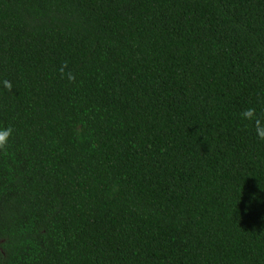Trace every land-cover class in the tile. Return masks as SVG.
Segmentation results:
<instances>
[{"label": "trees", "instance_id": "16d2710c", "mask_svg": "<svg viewBox=\"0 0 264 264\" xmlns=\"http://www.w3.org/2000/svg\"><path fill=\"white\" fill-rule=\"evenodd\" d=\"M0 264H264V0H0Z\"/></svg>", "mask_w": 264, "mask_h": 264}, {"label": "clouds", "instance_id": "9594fccd", "mask_svg": "<svg viewBox=\"0 0 264 264\" xmlns=\"http://www.w3.org/2000/svg\"><path fill=\"white\" fill-rule=\"evenodd\" d=\"M10 131V129L7 131H0V147H3L6 144Z\"/></svg>", "mask_w": 264, "mask_h": 264}]
</instances>
